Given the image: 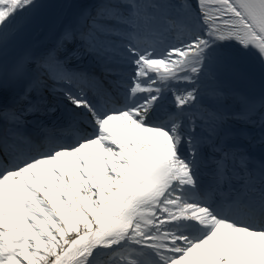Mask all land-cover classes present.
I'll use <instances>...</instances> for the list:
<instances>
[{
    "label": "snow or ice",
    "instance_id": "1",
    "mask_svg": "<svg viewBox=\"0 0 264 264\" xmlns=\"http://www.w3.org/2000/svg\"><path fill=\"white\" fill-rule=\"evenodd\" d=\"M0 264H264V0H0Z\"/></svg>",
    "mask_w": 264,
    "mask_h": 264
}]
</instances>
